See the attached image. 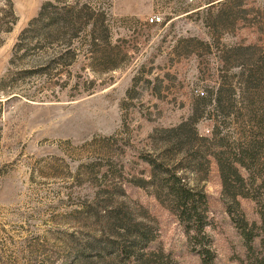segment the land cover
I'll list each match as a JSON object with an SVG mask.
<instances>
[{
  "label": "rangeland",
  "instance_id": "1",
  "mask_svg": "<svg viewBox=\"0 0 264 264\" xmlns=\"http://www.w3.org/2000/svg\"><path fill=\"white\" fill-rule=\"evenodd\" d=\"M46 1L0 0V264L113 255L127 242L114 213L105 220L84 209L96 196L109 197L108 209L122 203L147 229L148 248L168 254L169 264H199L202 247L212 264H240L245 250L224 209L215 162L197 138L216 128L237 142L234 117L214 116L201 97L219 83L234 87L232 108L245 113L239 72L246 65L229 61L227 49L250 45L264 58V0H80L104 12L109 55L126 54L98 75L80 56L52 62L49 41L13 52ZM145 160L167 163L162 182L176 176L205 194L204 238L184 231ZM249 194L237 198L234 213L258 223L264 189Z\"/></svg>",
  "mask_w": 264,
  "mask_h": 264
},
{
  "label": "trees",
  "instance_id": "2",
  "mask_svg": "<svg viewBox=\"0 0 264 264\" xmlns=\"http://www.w3.org/2000/svg\"><path fill=\"white\" fill-rule=\"evenodd\" d=\"M8 6L11 25L15 18L10 3ZM104 21V12L80 0L46 1L40 5L36 16L31 18L19 33L13 45V52L29 50L40 46L44 41H49L53 47L52 62L69 65L80 56L93 75L106 73L118 66L107 63L118 59L116 58L118 56L125 57L126 54L117 51L115 55L118 56L115 58L109 55L111 49L109 30ZM79 39L82 44H77ZM250 49V45H235L227 49L229 61L237 60L240 65H246L239 72L241 107H245V113L238 109L234 112L232 108L230 94L234 92V87H226L219 83L213 92L209 91L208 96L201 97L204 103L212 104L214 116L220 115L223 119L234 117L238 123L237 142L230 145L216 128L210 136H199L197 139L207 144V153L215 162L221 193L226 198L224 209L245 250L243 258L238 259L239 263L264 264V210L258 214V223L255 220L246 221L234 213V208L239 206L237 198L253 199L250 192L253 193L260 187L264 189V58H255ZM95 63L100 66L95 67ZM180 127L181 125H178L171 130ZM145 162L151 168L152 177L158 175L159 179H152L153 184L157 191L163 192L161 193L166 196V201L172 205L178 220L184 224V231L188 233L191 230L196 236L204 238L205 194L180 183V178L176 176L175 183L173 181L168 184L165 180L162 182L160 178L168 171L167 163L163 160ZM155 197H158V193H155ZM108 198L92 197L86 202L84 209L95 208L102 211L100 217L106 218L105 220L114 213L120 222L116 226L117 229H121L120 233L118 232L119 236L125 238L127 243L123 244L122 239L116 244L113 255L104 256V260L89 258L86 255L82 257L84 255L82 254L78 256L76 264H169L168 254L160 249L153 251L148 248L150 238L147 237L148 231L142 223L133 219L131 212H126V215L120 202L112 204L108 209ZM125 217L126 221H133L131 225L125 222ZM195 252L199 264H212L207 248L202 247Z\"/></svg>",
  "mask_w": 264,
  "mask_h": 264
},
{
  "label": "built area",
  "instance_id": "3",
  "mask_svg": "<svg viewBox=\"0 0 264 264\" xmlns=\"http://www.w3.org/2000/svg\"><path fill=\"white\" fill-rule=\"evenodd\" d=\"M153 20V17H149L148 21L151 22Z\"/></svg>",
  "mask_w": 264,
  "mask_h": 264
}]
</instances>
